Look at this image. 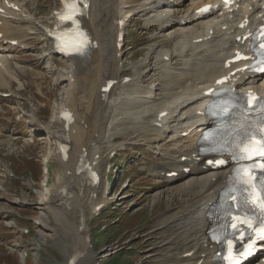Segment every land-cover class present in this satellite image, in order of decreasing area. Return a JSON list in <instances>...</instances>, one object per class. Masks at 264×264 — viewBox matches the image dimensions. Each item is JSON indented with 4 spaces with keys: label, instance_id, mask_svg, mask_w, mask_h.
<instances>
[{
    "label": "bare ground",
    "instance_id": "1",
    "mask_svg": "<svg viewBox=\"0 0 264 264\" xmlns=\"http://www.w3.org/2000/svg\"><path fill=\"white\" fill-rule=\"evenodd\" d=\"M4 1H0V7L3 9V12H0V89L8 91L5 89L11 87L15 76L22 77V73L15 71V68L21 67L15 62L22 58V55L18 54L28 52V45L25 42V38L18 39L16 44L10 43L11 39H15L13 34L21 30L23 35L27 37L33 30H37L38 26L40 28L51 27L56 21V13L51 11L59 7H53L48 16H42L43 18H41L29 12V8L23 0H9L18 6L17 10L7 7ZM188 1L179 0L171 7V0H137V2L134 0L133 4H130L129 0H92L90 14L88 17L83 18V22L84 26L86 25L89 28L93 38L98 42V46L92 48L84 56L67 59L70 62H68L67 74L64 76L70 85L71 93L63 105H56V119L54 118L55 120L53 119L54 121L51 124H44L41 116V108L35 104L32 110H30L31 113L28 116L30 119L28 120L27 128L23 130L16 128L14 132L22 131L27 135L33 133V138L29 139L33 142H42L43 139L47 138L53 140L54 150L52 157L59 163L55 180L57 184L50 185V183H47V194L46 196H37V203L46 212H51L57 220L62 215L66 217V209H73L75 205L81 207L79 198L73 197L67 183L64 182L67 174L70 177V172L72 173L71 169H76V164L81 154L86 153L87 158L93 154L97 155L104 144L105 134H108L113 126L109 123V116L117 99L115 96L119 81L112 86L109 92L104 93L102 87L110 79H118V73L123 70L119 66L118 61V35L121 29H125V25L121 27L116 21L120 18H128L130 15L126 14V12L131 10V8H139L137 13H149L144 18V24L147 26H156L160 31H163L167 27V35L189 31L197 25H205L206 30L195 32V35L191 32L189 42L191 41V44L196 46V50L193 48L195 50L192 56L193 63L188 68H184L179 75L177 74L175 76L174 81L170 83V87L163 88L162 81L159 80L151 84L149 86L150 89H147V91L139 92L137 90L136 93H138L137 96L140 100L143 98L147 103L148 99L151 100L150 98H153V96H155L158 103L164 102L156 112L152 122V125L156 127L157 131L149 133L146 139L148 142H151V140L154 141L153 143L156 142V145H152L151 143L149 145L154 146V148H151L155 152L161 153L166 164L153 168L151 174L158 176L164 184H167V193H170L169 195L167 194L169 207L175 204L181 205L177 213L162 214L160 217L164 221L158 224L157 228L162 229L167 226L169 229L171 222L178 221V234L179 240L182 242V248L179 253L177 252L176 260L178 259L182 264H216L214 254L219 247L209 238L210 221L207 212L209 207L217 201L221 190L227 184V179L232 172L234 164L229 163L225 167L213 169L210 158L214 157L206 156L199 151L198 140L202 135V131L211 125V119L202 115L201 112L206 109L207 102L211 97L205 94V90L209 87H219L216 84L217 78L222 75V72L227 71L224 69V61L232 56L235 37L243 30L232 22L227 29L221 28L220 20L226 25L224 18L229 16L227 13H224L222 16L219 15V12L222 10L221 6L212 9L208 14L203 16L195 12L205 1L210 0H194V6L185 8ZM244 2L242 1V9L240 10L243 12V16L238 21L247 15L250 19L247 27L255 24L258 25L261 21L259 15L264 11L261 8V4L258 2L254 4L248 1L246 3ZM214 3L218 2L215 1ZM239 13L237 12L235 15H239ZM15 22L22 23L24 27L18 28ZM171 24H173L172 27L169 26ZM45 33L47 34V31ZM182 43L183 40H179L176 44L181 46ZM34 48L39 47L36 46ZM54 49L56 50L55 47ZM181 50H184V48ZM188 50L190 51L191 49ZM49 51L52 53V48ZM164 51L167 52L168 50ZM182 52L185 53V51ZM162 57L164 58L163 54ZM149 62L150 60L145 55L133 65L145 64L146 66ZM153 64L151 63V65ZM154 67H148L145 71L146 75L152 74ZM160 67L162 66L160 65ZM22 70H25V68H22ZM31 73L34 72L32 71ZM87 75L97 77L94 94L98 98V106L94 112L90 111L84 90L81 89L82 83L85 81ZM225 85L234 87L238 92H245L252 89L258 93H264V73L238 71L231 76L229 82ZM167 100L172 101L168 102ZM18 102L22 101L19 100ZM63 106L68 107L69 111L73 112L75 116V121L69 127L65 126L64 114L60 117L61 119L58 118L60 109ZM164 109L168 111V114L158 119L159 112ZM155 121L161 122V126L155 125ZM36 133H40L42 136L39 137ZM156 133L164 136L163 138L160 137L162 142L159 143L157 141L159 136ZM3 136L0 131V137ZM6 137L5 141L10 144L22 139V137L17 138L14 135ZM65 137L70 139L72 145L70 150L66 152L67 157L62 156L58 148V145H60L62 140H65ZM29 144L33 145L34 143L29 142ZM117 144L113 145L114 147L109 152L115 150L119 146ZM66 147L64 146V148ZM52 157L45 159L48 163V171L51 166L49 165L50 161H53ZM226 158L228 157L226 156ZM90 159L92 160L93 158ZM70 165L73 167H70ZM5 171L12 172L8 167L5 168ZM63 177H66L64 181ZM25 183L27 187L31 188L35 181L28 179ZM0 184H3V187L0 186V204L4 201L3 199H8L10 203H27V200L24 198H11L7 194L8 191L1 190L2 188L6 189V182L1 176ZM85 187V176H81L77 193L81 200V191H84ZM94 189L97 190V185ZM69 194L73 197L71 203ZM157 198L161 199V192ZM110 200L111 198L106 197L97 202L107 205ZM5 210L6 208H2L0 205V214H3ZM45 215L38 216L41 222L40 225L41 227L49 228L51 226L46 222L47 215ZM74 232L76 239L78 238L79 240V247L77 249L83 250L87 245L85 237L89 232L87 222L84 219V213H82V219L78 229ZM40 236L44 237L43 234H40ZM46 241L47 239L45 238L39 241L37 245L40 247ZM174 254L176 253L174 252ZM263 258L264 255L256 261V264L263 263Z\"/></svg>",
    "mask_w": 264,
    "mask_h": 264
},
{
    "label": "rangeland",
    "instance_id": "2",
    "mask_svg": "<svg viewBox=\"0 0 264 264\" xmlns=\"http://www.w3.org/2000/svg\"><path fill=\"white\" fill-rule=\"evenodd\" d=\"M23 1L26 2V6L29 8L28 1ZM52 1L53 0H30V4L32 7L36 4L40 6L41 9L46 6L45 13H47L49 12L50 7H53L54 5ZM174 1L171 2V6ZM57 6L58 5H55L54 7ZM131 12H136V10H132ZM38 17L43 18L44 16ZM143 17V14H138L133 15L129 19L128 22L130 24L127 25V36L124 40L122 51L119 47V66L122 68L124 67V71H120L118 76L120 77L122 72V75H128L130 77V81L121 82L118 90L120 92H129V97L123 95L120 99H118L116 105L110 113L111 115L109 116V123L113 126L111 125L112 128L108 134H105L103 140L104 144L98 151L97 155L93 154L89 157V159L93 158L92 162L94 161L93 163L95 168L100 169L102 174L106 173V178L109 174L107 171L109 162L114 161L118 164L120 161L126 162L124 172L121 174L120 179H115L114 183H117V186L114 187V184L109 189V197H112V201L110 200L108 207L104 208L98 216H95L91 212L87 211L92 210L93 201L97 202L106 198L107 193L105 192H107V190H105L106 186L103 185V175L100 183L97 185V190H95L94 187L91 188L87 184V179L85 178L86 187L84 191H81V200L77 193L80 184V177L84 175L77 174V172L75 173V168H73L71 169L72 173L70 172V177L68 176L69 174H67V178L63 177V181L66 178L64 182L67 183L73 197L79 198L81 207L75 205L73 209H66L65 211L67 212V216L65 217L62 215L60 218L61 220H57L51 212H46L44 209L40 208L37 203V196H46L47 194L46 183L48 180H46V176L48 178L49 176L51 177L49 182L52 180V184H57L55 180L59 163L52 157L54 150L53 140L48 138L43 139L40 144H36L35 146L33 145L32 147H28L26 143H18L16 146L10 147L0 141V176L6 181H10L11 177L4 171V169L6 166H11L13 171L23 177V180L16 181L13 184L7 182L8 184H5L6 189L2 188L1 190H4L5 192L8 191L7 194L10 195L11 198L16 197L27 200V204L25 202H18L20 205L26 204L25 207L37 209L36 213L32 211L29 213V216L34 222V225L31 227L35 229V233L32 236H19L17 239V242L20 243L18 249H9L10 251H7L5 248L1 249L0 264H64L67 256L72 254L77 244L74 231L78 229L82 219V213H84V219L87 222L88 228V222L90 223L91 248H85L89 250H86L85 253L77 259L75 264H114L116 261H120V264H178L175 260L176 254H174V252L176 253L182 243L179 240L177 222L173 221L169 226V229L167 226L162 229L157 228L158 224H161L164 221V219L160 216L162 214L167 215V213L174 212L177 208L173 207L169 211L167 210L169 207L167 194L169 195L170 193H167V190L156 187L157 184L161 183V179L155 176L148 177L146 176V173L143 172L144 166L149 168L157 164L161 165L165 162L163 156L152 152L149 149L148 141H146L147 134L144 131L148 129V126L145 122H142V115L144 113L147 111L154 113L161 105L164 104V102L158 103L154 97L150 98L151 100L147 103L143 98V101L138 98V93H136V91L147 90L148 85L153 83L158 76L163 85H170V83L174 80L177 68L187 65L184 61L190 57L191 52L195 47L181 46L175 51V53H177L175 55L174 44L178 40L183 39V37L185 38L186 36L184 35H187L188 32H185L186 34L179 33L174 36H166V34L161 35V33L167 31V27L164 29L166 31L163 30V32L154 26L146 27L143 24ZM172 25L173 24L169 26L172 27ZM196 28L199 29L200 27ZM183 48L184 50H181ZM188 49L191 50L189 51ZM150 50H160L161 53L164 50H168L167 52L164 51V53H167V55L169 54L168 56L170 57V61L167 60V64L161 62L155 67L151 65V63H154V60H152L153 62L147 63L146 66L145 64L141 65L137 69L129 67L131 63H136ZM182 51H185L186 54ZM121 61L124 62L125 65ZM37 63L38 62H35L34 65L36 67L40 66V63ZM149 65L154 67V71L152 72L153 74L143 76L146 75L145 71L148 69ZM160 65L162 67H160ZM64 66L65 65L63 63L59 69L55 72H50V74L40 73L39 75L37 74L38 76L33 74L35 77L42 78L43 80L46 79L45 82L40 83L42 79H32V90H27L23 95H21L25 97L24 100L33 99V102L31 103L32 107L34 104L42 107L41 116L44 124H51L56 119L55 113L54 115H51L52 109L55 104L58 101H62L63 96H65L64 90L67 88L68 82L66 84L67 80L65 81L67 72L62 74ZM66 69L68 71V63ZM32 71L34 73H38L36 70L28 72L31 73ZM48 75H51L50 79L48 78ZM135 76L139 77L140 82H132V78ZM96 80V76L91 77L87 75L81 88L84 90L91 112H94L98 106V98L94 94ZM121 80H123V77ZM42 94H46V97ZM9 102L15 104L14 100ZM45 103H47V107L50 108V113L49 110L45 108ZM20 104H22V102H20ZM57 106L55 107L57 108ZM51 116H54L55 119ZM3 117L4 113H0V118ZM10 119L11 118L7 119V123L3 122L0 126L4 128H12L9 122ZM113 122L116 125H114ZM155 131L156 130H154V132ZM160 137L162 138V136H159V141ZM113 142H119L125 145V148L122 150V154L115 160L113 158L109 159V154L106 153L109 151ZM153 144L155 145L156 142ZM152 145L149 146L154 148ZM29 153L31 154L30 158L28 157ZM50 154L53 159V161H50V165L53 172L55 171L53 175L51 173H45L46 163L44 161L46 158H51ZM98 155L99 158L96 157ZM18 156H21V158H18ZM70 167L73 166L70 165ZM2 173H4V175ZM114 174L115 173H112L110 176L111 180L114 178ZM28 178L36 181L35 188L29 189L30 187H27L25 181ZM0 186L3 187V184H0ZM12 187L17 191V194H15L14 191L9 190V188ZM101 189L104 191L103 194L105 197L98 199L94 196V194L99 192ZM89 190L93 191L92 198L89 197ZM160 192L161 199L157 198ZM3 200L4 201L0 205L2 208L5 207L7 209L12 203H10L8 199ZM11 208L15 211H22L20 206H11ZM70 211L73 212L70 213ZM74 211H78L79 213ZM43 215L47 217L46 222H48L51 227H41L38 216ZM2 218H4V216L0 217V219ZM4 223H6V220H3V226H5ZM8 228V226H5L2 230H7ZM40 234H43L44 237L40 236ZM41 237L43 239L46 238L47 241L44 245L39 247L37 244H39V241L43 240ZM104 237H107V240L104 239ZM100 238L101 241H99ZM122 247L123 249L131 250L132 252L124 251L121 253ZM116 250L119 251L114 253ZM30 253L31 256L27 257ZM111 257H114L113 261L109 260Z\"/></svg>",
    "mask_w": 264,
    "mask_h": 264
},
{
    "label": "snow or ice",
    "instance_id": "3",
    "mask_svg": "<svg viewBox=\"0 0 264 264\" xmlns=\"http://www.w3.org/2000/svg\"><path fill=\"white\" fill-rule=\"evenodd\" d=\"M65 3V13L61 15L62 21H71L73 25H78V21L76 20V15L78 11L79 6V0H64ZM207 10V9H204ZM202 10V11H204ZM264 35V33H262ZM57 40L60 41L58 44V47H61L62 50L68 51L71 53L72 51L75 52H83L84 49L87 46V37L84 33L80 31H74L72 34H64L62 36H57ZM261 48H264V43L260 45ZM238 58H246V57H239ZM222 83V81H221ZM248 95V102L250 104H255L258 100L262 99L259 97H256L255 95L249 93ZM258 132L260 134V138H257L256 132H252L247 137V142L250 145H253V151L256 156L264 158V123H261L258 126ZM249 149L247 147H244L241 149V156L240 159H252L253 156L248 154ZM261 169H264V164L259 166ZM239 171H245V174L247 176V179L242 181L245 184L250 185L253 190L248 193L249 200L252 204L257 205L261 208V210H264V183H262L259 187V189H256L255 186L252 184V181L254 180V177L251 175L250 172L247 170H241ZM247 191V189H246ZM232 201L233 207H238L236 200L237 197L235 195H231L230 197ZM230 220L232 221L229 224V227L232 229H237L242 227L243 225H248L251 227V222L248 219H240L237 216H232L229 214ZM261 233L264 235V226L261 228Z\"/></svg>",
    "mask_w": 264,
    "mask_h": 264
},
{
    "label": "trees",
    "instance_id": "4",
    "mask_svg": "<svg viewBox=\"0 0 264 264\" xmlns=\"http://www.w3.org/2000/svg\"><path fill=\"white\" fill-rule=\"evenodd\" d=\"M115 264H116V262H115Z\"/></svg>",
    "mask_w": 264,
    "mask_h": 264
}]
</instances>
